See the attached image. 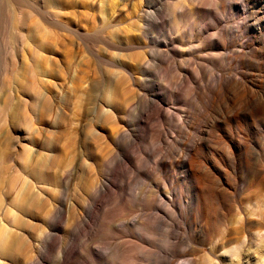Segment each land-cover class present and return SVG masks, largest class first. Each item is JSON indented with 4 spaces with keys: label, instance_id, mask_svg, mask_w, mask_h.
Listing matches in <instances>:
<instances>
[{
    "label": "rangeland",
    "instance_id": "obj_1",
    "mask_svg": "<svg viewBox=\"0 0 264 264\" xmlns=\"http://www.w3.org/2000/svg\"><path fill=\"white\" fill-rule=\"evenodd\" d=\"M244 1L0 0V264H59L42 231L83 250L105 211L107 240L153 250L145 264H264V0ZM196 170L230 200L209 231L189 227ZM104 182L74 236L44 220Z\"/></svg>",
    "mask_w": 264,
    "mask_h": 264
},
{
    "label": "bare ground",
    "instance_id": "obj_2",
    "mask_svg": "<svg viewBox=\"0 0 264 264\" xmlns=\"http://www.w3.org/2000/svg\"><path fill=\"white\" fill-rule=\"evenodd\" d=\"M206 0H196V4L195 6L200 9L203 10L205 13V15L209 14H213L214 10L212 6H208L205 3ZM217 4V3H216ZM207 5V6H206ZM211 5V4H209ZM243 8L244 10L246 9V3L243 0ZM214 6V5H213ZM183 7V6H182ZM218 8V6H215ZM175 8V7H174ZM186 8V7H185ZM178 9V8H177ZM183 10V9H182ZM217 10V9H216ZM176 11V10H175ZM219 12V11H218ZM177 13V12H176ZM176 13L174 14L176 16ZM174 16V19H175ZM217 18V17H216ZM202 32L204 33H208V31L206 30H202ZM213 33H217L218 32H213ZM209 35V34H208ZM215 36V35H213ZM212 37V36H211ZM210 37V38H211ZM225 45V43H224ZM163 51V50H162ZM149 62H146V69L149 67L148 66ZM160 87V86H159ZM161 90V89H160ZM154 93V92H153ZM158 94V93H157ZM157 97V96H156ZM146 105V104H145ZM147 106V105H146ZM144 108V107H143ZM146 108H144L143 110H145ZM129 110V109H128ZM149 110V107L147 108V112ZM132 111V110H131ZM145 116V115H144ZM144 119V118H143ZM119 137V136H118ZM126 139V138H124ZM123 139V141H124ZM133 141V140H131ZM128 142V141H126ZM128 145V144H126ZM125 146V145H124ZM191 147V146H190ZM128 148V147H127ZM189 149V148H188ZM191 150H189L188 152H186V156L184 159L181 160V163H183L184 166H187V158H189L188 156L191 154L190 153ZM123 155V154H122ZM181 157V156H180ZM115 158V157H114ZM113 158V159H114ZM161 158V157H160ZM177 158V157H176ZM179 158V157H178ZM177 158V160H178ZM108 159V158H107ZM121 160V158H119ZM123 160V159H122ZM125 160V159H124ZM123 160V162H124ZM161 160V159H160ZM159 160V162H160ZM166 160L167 159H163ZM171 160V159H170ZM175 160V159H174ZM216 160V159H215ZM106 161V159L104 160ZM110 162V160H109ZM113 162V160H112ZM117 162V161H116ZM115 162V163H116ZM102 163V162H101ZM118 163V162H117ZM192 163L194 164V159L192 158ZM222 162H218V160H216V164L219 166V164ZM114 164V163H113ZM179 164V163H178ZM116 165V164H115ZM223 165V164H222ZM111 167H113L112 165H110ZM115 167V166H114ZM169 169V168H168ZM171 169V168H170ZM173 170V169H172ZM189 179L191 180L192 184V189L193 192H195V205H196V215L191 219L190 223H189V227L192 228L194 227L196 230H208L212 224V215H214L213 213H219V211L222 209L221 206L227 202H230V200L228 199L227 195L223 194L221 191H219L216 187H214L213 185L210 184H206L207 183V177L202 174L200 171L196 170L193 172L192 175H188ZM109 178V177H108ZM97 182V181H95ZM206 182V183H205ZM108 189V183L104 182L101 183V185L99 183H89L86 188H85V199L86 202L84 203V205L82 206V213L79 214V216H75L72 220L70 219V214H69V210H68V204H67V199L65 196V192L58 197V205L55 207V209L53 210H48L45 215H44V220L47 222H49L50 227H56L58 226L57 223H59L61 218H64L66 215L67 217L65 218L66 220V228H67V233H69L70 235L74 236V234H76V232H79V230L81 229L82 226H84V224L81 226L82 222L84 223L85 221V217H91V211L94 210L93 208L98 206L101 200V196L104 194V192ZM82 192V191H81ZM107 192H105L106 194ZM155 193V192H154ZM69 194V193H68ZM84 194V193H83ZM104 194V196H105ZM168 194V193H167ZM125 195V194H124ZM152 195V194H151ZM69 196V195H68ZM67 196V197H68ZM119 197H122L121 194H118ZM157 196V195H155ZM183 196V195H182ZM139 197V196H138ZM159 197V195H158ZM170 197V195H169ZM71 198V197H70ZM131 198V197H130ZM129 198V199H130ZM136 198V197H135ZM146 198V197H145ZM150 199V196L147 197ZM154 198V197H153ZM157 198V197H156ZM183 198V197H182ZM103 199V198H102ZM146 199V200H149ZM152 199V198H151ZM158 199V198H157ZM84 201V200H83ZM128 201V200H127ZM132 201V200H131ZM262 201L261 203L264 204V194L262 197ZM82 203V201H80ZM120 202V201H119ZM137 202V200H136ZM153 201V204H155ZM149 203V202H148ZM147 203V204H148ZM151 203V202H150ZM157 203V202H156ZM130 204V203H129ZM132 204H134L132 202ZM217 204V206H216ZM180 205V204H179ZM132 206V205H131ZM135 206V205H133ZM150 206V205H149ZM154 206V205H153ZM127 208V207H126ZM140 208V207H139ZM143 208V207H142ZM124 209V208H123ZM121 208V210H123ZM130 209V208H129ZM128 209V210H129ZM145 209V207H144ZM113 210V208L111 209ZM119 210V208H118ZM141 210V208H140ZM143 210V209H142ZM116 211V210H115ZM127 211V210H126ZM152 211V210H151ZM214 211V212H213ZM97 212V211H96ZM112 212V211H110ZM109 212V213H110ZM122 212V211H121ZM132 212V210H131ZM93 213V212H92ZM144 213V211H143ZM94 214V213H93ZM113 214V213H112ZM150 214V213H149ZM148 214V215H149ZM224 213L221 211V215H223ZM111 215V214H110ZM110 215L108 214V212H104V218L101 219V214L99 216V219L96 221V228L97 232H101L102 236L101 237H93L87 242V244L85 245V247H83V250H80L79 248H77L76 246H74L75 244H73V242H71L68 239H64V241L61 240V238L59 237L60 235H56V233H49L46 230L42 231V234L36 239L38 241V243H40L41 247L43 249H45L46 251H49L48 249L50 248L51 245H54V247L59 248L58 254H59V258H58V263L59 264H99L98 262L95 261L94 256L92 254V252H96V251H104L103 253L105 254V259H106V263L107 264H145L142 262V260H146V259H150L152 258L153 255V250H149L147 249L145 246H143L142 244H140L139 242L133 241L130 242L128 245H124V244H120V243H115L114 241H109L107 240V235H108V230H107V220H110V223L113 219H111ZM115 215V214H114ZM123 215V214H121ZM128 215H131L128 213ZM140 216V214H138ZM152 215V213H151ZM150 215V218H152ZM127 216V215H126ZM143 216V214H142ZM155 216V215H154ZM215 216V215H214ZM118 217V216H117ZM157 217V216H156ZM155 217V218H156ZM113 218V217H112ZM116 218V216H115ZM154 218V219H155ZM132 219V218H131ZM142 219V217H141ZM174 219V218H173ZM121 220V219H120ZM128 220V219H127ZM125 220V221H127ZM182 220V219H181ZM239 220V219H238ZM57 221V222H56ZM90 222V220H87ZM54 222H56L55 224H53ZM86 222V221H85ZM141 222H143L141 220ZM161 222V220L159 221ZM109 223V224H110ZM125 222H123L124 224ZM128 223V221H127ZM92 224V223H90ZM108 224V225H109ZM113 224V223H112ZM121 224V223H120ZM160 224V223H158ZM181 224V222L179 223ZM119 225V223H118ZM145 231H147V233H152L153 229L156 226V221L155 220H144L143 223L139 224ZM174 226V224H173ZM181 226V225H180ZM186 226V225H185ZM115 227V226H114ZM87 228V227H85ZM171 228V227H170ZM169 228V230H170ZM94 229V228H93ZM142 229V230H143ZM166 229V228H165ZM175 229V228H174ZM82 230V229H81ZM84 230V229H83ZM140 230V228H139ZM168 230V231H169ZM93 231V230H92ZM91 231V232H92ZM144 231V232H145ZM164 231V230H163ZM182 232V230H180ZM6 232L5 229H2V234H4ZM94 232V231H93ZM96 232V231H95ZM143 232V233H144ZM165 232V231H164ZM167 232V231H166ZM84 233V232H83ZM155 233V232H154ZM157 233V232H156ZM155 233V235H156ZM168 233V232H167ZM171 233V232H170ZM179 233V232H178ZM86 234V233H85ZM84 234V235H85ZM88 234V231H87ZM95 234V233H94ZM93 234V235H94ZM142 234V233H141ZM89 235V234H88ZM87 235V238H88ZM171 235V234H169ZM146 236V233H145ZM142 239L144 240H149L152 241L151 236H148V239L146 237H144V235H141ZM167 237V236H166ZM74 238V237H73ZM168 238V237H167ZM169 238H171L169 236ZM89 239V238H88ZM156 239V238H155ZM74 240V239H73ZM72 240V241H73ZM86 240V239H85ZM84 240V241H85ZM166 242V239H165ZM172 242V241H171ZM167 243V242H166ZM114 244V246H113ZM78 245V244H77ZM171 244L169 243V246ZM9 247V242L7 238L4 237H0V253L2 254H6L7 256H9V252L7 251ZM40 250L36 252L35 257L34 256H29L25 259V261L22 264H32L35 261L37 262L36 264H42L41 260H35L37 259V256L39 254ZM239 249H235V254L239 256ZM154 254L155 251H154ZM157 255V254H156ZM237 256V257H238ZM172 261V260H171ZM248 261V260H247ZM250 261V260H249ZM191 262V261H190ZM234 262V261H233ZM206 263V262H205ZM204 263V264H205ZM235 264H253V262H244L243 260L239 259L238 261L235 262ZM255 264V263H254Z\"/></svg>",
    "mask_w": 264,
    "mask_h": 264
}]
</instances>
